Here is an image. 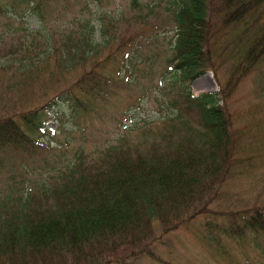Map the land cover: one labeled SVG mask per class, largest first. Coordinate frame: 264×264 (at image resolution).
<instances>
[{
	"label": "rangeland",
	"instance_id": "rangeland-1",
	"mask_svg": "<svg viewBox=\"0 0 264 264\" xmlns=\"http://www.w3.org/2000/svg\"><path fill=\"white\" fill-rule=\"evenodd\" d=\"M172 1L136 0V6L132 0L53 1L37 11L33 0H0V116L20 120V114L57 101L46 121L49 136L39 139L51 150L42 148L32 157L19 153L0 169V202L27 190L41 195V185L57 184L77 151L97 155L118 136L142 142V132L150 129L148 136L156 134L173 114L171 106L185 103L179 97L180 81L166 64L175 41V26L166 9ZM145 14L146 19L137 21ZM84 36L92 46L103 47L109 41L96 61L88 47L83 61L78 56L63 60L82 45ZM229 39H218L216 71L188 82L192 95L220 87L229 92L236 64L233 46L225 51ZM86 80L95 98L85 113L74 112L67 100L79 96ZM228 98L225 108L232 129L243 130L232 144L233 163L244 166L231 169L233 176L208 213L165 235L164 224L152 221L148 241L153 257L140 255L124 264H264V235L251 229L233 237L222 232L228 227L226 214L248 210L249 218L254 207L264 206V65L240 80ZM121 116L126 121L119 122ZM207 224L213 230L207 231Z\"/></svg>",
	"mask_w": 264,
	"mask_h": 264
},
{
	"label": "trees",
	"instance_id": "trees-1",
	"mask_svg": "<svg viewBox=\"0 0 264 264\" xmlns=\"http://www.w3.org/2000/svg\"><path fill=\"white\" fill-rule=\"evenodd\" d=\"M33 1V9L40 11L48 2L67 0ZM166 9L175 26L166 64L180 81L185 103L172 105L173 115L156 134L145 131L142 142L120 141L95 156L78 153L57 184L41 185V195L27 190L13 200L5 197L0 202V264H124L129 256L153 257L152 221L163 223L167 234L208 213L233 176L231 169L244 166L233 163L232 152L243 130L232 129L225 106L237 83L264 65V0H174ZM221 35L230 38L225 51L233 46L236 56L229 92L220 87L193 97L188 82L216 71L213 56ZM105 44L92 46L86 38L63 60L78 56L83 61L88 47L96 61ZM89 84L86 80L79 96L67 100L70 107L94 97ZM56 103L20 114V120L0 116V169L15 156L32 157L43 148L36 138L48 135L45 121ZM254 208L249 218L248 210L226 214L223 234L242 236L251 229L264 235V206ZM206 230L213 228L207 224Z\"/></svg>",
	"mask_w": 264,
	"mask_h": 264
}]
</instances>
